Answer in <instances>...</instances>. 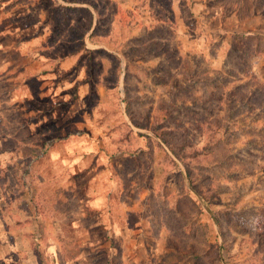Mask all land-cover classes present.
Listing matches in <instances>:
<instances>
[{
  "label": "rangeland",
  "instance_id": "rangeland-1",
  "mask_svg": "<svg viewBox=\"0 0 264 264\" xmlns=\"http://www.w3.org/2000/svg\"><path fill=\"white\" fill-rule=\"evenodd\" d=\"M226 71L264 84V3L0 0V264H264V114L174 86Z\"/></svg>",
  "mask_w": 264,
  "mask_h": 264
},
{
  "label": "trees",
  "instance_id": "trees-1",
  "mask_svg": "<svg viewBox=\"0 0 264 264\" xmlns=\"http://www.w3.org/2000/svg\"><path fill=\"white\" fill-rule=\"evenodd\" d=\"M256 3H264V0H256ZM163 39L162 37H158L157 39L153 38L150 40V42H141V46L143 49L145 47H158L160 44L159 40ZM241 45L244 47V50H242V55L240 61L242 63H246V60H248V56L245 55V50L250 49V39L249 38H241ZM150 43V45H149ZM164 53V48H161ZM178 51L174 52V57L178 58ZM247 56V59L246 57ZM131 62V61H128ZM249 70L247 67H244L243 69H239V73L243 74V76H250L248 73ZM202 75L209 77V71L204 70L201 73ZM225 75H214V77L207 78V82L209 84V89L204 91L201 95V97L198 100L194 99H185V93L187 94V88L185 84H187V78L186 81L183 80L184 86H181L180 83H175L174 86L176 87V90L180 92L182 97H180L182 100L181 103H185V100L190 101L192 105H195L196 103L192 101H199V107L201 112H193L195 116H197L196 119H194V127H192V130H203L206 129L208 131H212L213 129L218 130L221 132L225 125H228L232 120H237L241 114L248 113L252 114L253 112H260L264 114V84L262 82H259L256 80L255 77H252L251 79L247 81L239 80L238 83H235V79H231L234 75V72L226 71L224 73ZM185 77L192 78V75H185ZM240 82V83H239ZM176 97H171V104L173 107H175L176 104ZM186 105V104H185ZM203 112V113H202ZM172 114V113H171ZM171 124L174 125L173 131H170L168 127L166 126V132H168L170 135L172 134L174 136L175 131L181 130L184 133L188 132L189 130L186 129L185 124L183 121H180V119L176 117H172L171 115ZM205 126V127H202ZM168 133H166L168 135ZM224 139H221L219 142L222 145H228L231 146L232 143L228 141V138L224 134ZM185 139V138H184ZM182 138L180 140V143L182 144L184 141ZM168 139H164V143H167ZM187 146V145H186ZM168 147L170 148L171 152L179 159L183 158L182 150L176 151L175 145L169 144ZM223 147L222 154L223 157L230 158V153L232 152L229 150L226 146ZM233 150V149H232ZM224 158H219L220 161H222ZM228 170V169H226ZM194 174L191 170H188L187 172V178L189 180V183L193 186ZM223 177V175H222Z\"/></svg>",
  "mask_w": 264,
  "mask_h": 264
}]
</instances>
